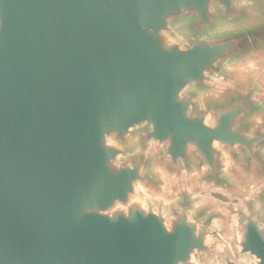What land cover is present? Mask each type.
I'll return each mask as SVG.
<instances>
[{
  "label": "water",
  "instance_id": "water-1",
  "mask_svg": "<svg viewBox=\"0 0 264 264\" xmlns=\"http://www.w3.org/2000/svg\"><path fill=\"white\" fill-rule=\"evenodd\" d=\"M252 65L264 0H0V264H264V188L223 250V212L143 194L264 181Z\"/></svg>",
  "mask_w": 264,
  "mask_h": 264
},
{
  "label": "rangeland",
  "instance_id": "rangeland-1",
  "mask_svg": "<svg viewBox=\"0 0 264 264\" xmlns=\"http://www.w3.org/2000/svg\"><path fill=\"white\" fill-rule=\"evenodd\" d=\"M251 70L264 72V66L252 65L240 74L241 76H248ZM219 84L221 88L227 86V83L223 81H220ZM227 171L238 184L235 191L215 187L201 181L199 172L177 177L161 170L160 174L163 180L161 188L157 190L144 188L143 194L147 199H153L170 206L179 200L181 192L186 191L194 199L195 207L208 205L223 212L224 218L216 220V226L224 231V240L220 244V250H223L229 246L228 240L237 234V216L234 210L244 208L245 200L253 197L255 193L264 188V181L260 182L254 176L244 174L232 162L228 161ZM207 262L215 263L213 260Z\"/></svg>",
  "mask_w": 264,
  "mask_h": 264
}]
</instances>
